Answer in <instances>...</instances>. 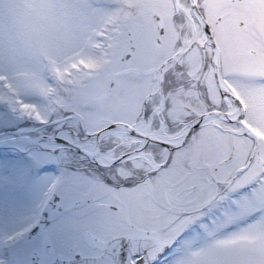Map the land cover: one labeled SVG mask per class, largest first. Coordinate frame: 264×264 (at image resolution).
I'll return each instance as SVG.
<instances>
[{
	"label": "snow or ice",
	"instance_id": "obj_1",
	"mask_svg": "<svg viewBox=\"0 0 264 264\" xmlns=\"http://www.w3.org/2000/svg\"><path fill=\"white\" fill-rule=\"evenodd\" d=\"M14 7L0 264H264V0Z\"/></svg>",
	"mask_w": 264,
	"mask_h": 264
},
{
	"label": "rangeland",
	"instance_id": "obj_2",
	"mask_svg": "<svg viewBox=\"0 0 264 264\" xmlns=\"http://www.w3.org/2000/svg\"><path fill=\"white\" fill-rule=\"evenodd\" d=\"M15 7L13 9V16L16 19L17 23L22 27H34L38 25L41 10L34 7V4L38 2V0H12ZM54 38V37H49ZM0 157L7 158L4 156L2 152H0ZM20 159V158H19ZM40 189L37 188L33 192L29 194V197L22 198L18 204V210L24 211L26 210L28 204L34 202L39 198ZM7 209V198L6 191L3 187H0V212H3Z\"/></svg>",
	"mask_w": 264,
	"mask_h": 264
},
{
	"label": "water",
	"instance_id": "obj_3",
	"mask_svg": "<svg viewBox=\"0 0 264 264\" xmlns=\"http://www.w3.org/2000/svg\"><path fill=\"white\" fill-rule=\"evenodd\" d=\"M16 140H19V138H16ZM11 141H13V139H2V140H0V146H3V145H5V144H7V142H11Z\"/></svg>",
	"mask_w": 264,
	"mask_h": 264
}]
</instances>
